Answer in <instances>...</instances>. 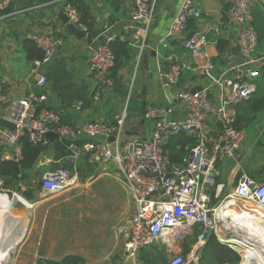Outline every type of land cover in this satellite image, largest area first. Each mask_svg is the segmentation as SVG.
Instances as JSON below:
<instances>
[{
    "label": "built area",
    "instance_id": "built-area-1",
    "mask_svg": "<svg viewBox=\"0 0 264 264\" xmlns=\"http://www.w3.org/2000/svg\"><path fill=\"white\" fill-rule=\"evenodd\" d=\"M12 1L2 0L0 10L5 11ZM130 1L131 20L142 25L144 32L133 33L130 40L142 54L154 19L155 0ZM64 11L70 21L86 31L88 36L90 29L83 22L78 7L66 1ZM5 14L7 12L0 14V20L7 16ZM201 19L202 11L195 0H181L160 42L165 44L167 39L185 34L192 20ZM252 20L251 0H232L227 23L237 29L238 47L249 60L234 66L233 75L221 81L224 90L221 96H214L205 86L197 92L178 88L168 104L146 103L139 119L143 118L145 122L137 121L133 126L136 131H129L128 109L116 122L89 120L79 124L68 123L63 120L60 111L44 106V97L36 91L25 96H11L0 86V117L15 124V128L0 127V144L6 148L4 158L19 159L24 139L33 144H46L49 142L47 134L57 133L58 140L66 145L67 161L59 169L43 176L42 190L46 194H57L74 187L78 179V163L81 159H87L90 164L115 166L133 202L132 212L117 226V235L122 242L118 264H138L137 255L142 248L154 243L171 247L184 230L195 226L199 227L200 232L193 252L188 256L174 254L167 264H199L201 246L206 244L212 230L223 227L238 230L231 220L228 224L224 223L223 207L256 205L264 209V175L256 178L248 174L237 160L247 137L246 130L236 125L238 105L252 98L258 90L257 79L260 76L252 59L258 44ZM125 28L127 32L129 27ZM112 35L97 43L93 41L89 69L95 80L94 101H100L105 92L116 85L112 75L116 54L111 47L116 36ZM119 37L127 39L124 33ZM27 39L43 52V57L37 61L39 66L52 62L63 43L62 39L47 33H30ZM206 44L207 37L203 32L190 35L187 41L188 49L195 57L203 56ZM140 64L139 58L136 73ZM214 67L213 62L206 63L204 74L210 75ZM184 70L183 64L172 63L163 72L167 83L178 85ZM47 80V76L41 74L39 83L44 85ZM133 88L134 79L131 92ZM128 98L129 103L130 96ZM77 104L79 107L84 105L82 101ZM176 104L184 110L180 118L174 116ZM182 136L192 137L194 144L183 146L177 141ZM111 137H114L113 141ZM171 142L175 143L178 150L175 153L179 158L172 157L173 154L167 150ZM226 159H233L238 164L231 180L219 182L217 178L221 173L217 170V164ZM227 186L229 190L224 192ZM231 248L241 255V264H248L249 258L252 264L262 257L259 253L262 247ZM10 261L11 257L5 264H12Z\"/></svg>",
    "mask_w": 264,
    "mask_h": 264
},
{
    "label": "crops",
    "instance_id": "crops-1",
    "mask_svg": "<svg viewBox=\"0 0 264 264\" xmlns=\"http://www.w3.org/2000/svg\"><path fill=\"white\" fill-rule=\"evenodd\" d=\"M66 1L72 2L73 0H13L5 11L0 10L1 15L7 12L5 14L7 16L0 20V86L11 96H25L31 91H36L44 97L43 105L60 111L65 122L68 123L79 124L89 120L116 122L122 116L119 112L109 113L102 103L92 100L95 80L90 73L89 58L93 43L106 39L102 35L108 29V24H111L110 28L113 29L112 36H116L114 41L126 43L131 54V58L125 60L124 65L119 69L118 78L123 86H130V81L124 78V74L127 73L128 66H133L136 72L140 58L139 68L143 70V75L147 76L146 84L148 86L145 85V87L148 90L145 96L149 101L147 100L146 103L168 104L173 100L176 89H194L197 86L208 87L214 96H221L224 92L221 81L233 75L234 66L249 60L248 57L242 55L238 47L237 29L227 23V12L232 5V0H195L198 8L202 11V19L192 20L185 34L167 39L165 44H162L160 40L166 35L181 0H155L154 19L147 33L144 50H151L156 55H150L148 69L143 68V58L139 47L131 44L130 39L133 33L144 34V32L142 25L131 20L132 3L130 0H76L77 4L81 6L83 22L90 29V33H96L94 42L91 43L88 39L89 35L79 40L68 33L60 17ZM251 10L253 18L251 25L258 36V44L252 59L255 60L254 67L260 71V76L257 79L259 87L251 100L245 102L247 105L242 107L241 112L243 121L254 119V124L262 129L256 137L258 132L256 126L249 127L248 132L251 131L255 141L253 144L248 142L246 146L244 143L238 158L240 155L242 158L247 157L250 151L256 145L261 144L264 139V108L253 106L256 95L264 90V0H251ZM127 26L129 29L126 32L125 27ZM34 32L47 33L63 41L49 64L40 66L37 64V61L41 59L37 53V48H40L36 44V46L34 45L36 48H34L32 46L34 42L27 39V35ZM196 32H203L207 37L202 57H195L187 46L189 36ZM123 33L127 36L126 40L119 37ZM219 44H221V50ZM174 62L185 66L180 83L176 86L164 83L162 80L163 72L167 71ZM208 62H213L215 67L210 75H205V66ZM41 74H45L48 78L44 85L39 83ZM78 93L81 94L80 99L76 96ZM108 93H112V91L110 90ZM128 99L127 97L126 107L129 104ZM79 101L84 103L82 107L78 106ZM141 106L135 108L133 117L127 120V124L131 121L139 122L142 114L139 111ZM183 115V107L176 104L174 116L180 118ZM131 129L136 131V127H130V132ZM261 147L264 149V143L261 144ZM167 150L171 155L178 154L175 153L178 150L174 142L167 145ZM261 153L259 152L258 155ZM49 154H52L54 158L53 151H50ZM177 158H179L178 155ZM54 162L57 161L54 160ZM263 175L264 171L252 176L260 178ZM228 190L229 186L224 188V192ZM225 212V209L224 212L221 211L223 217ZM196 230L199 235L198 226L184 230L171 247L161 244L166 246L167 251L171 253H182L188 256L198 244V236H196L195 244L187 241L188 246L185 241L182 243V240L185 234L194 233ZM239 234L238 230L235 231L234 228L230 230L223 227L217 231L212 230L207 241L210 237L215 236L217 240L230 248L255 246L252 242L245 243L244 239L238 237ZM205 246L206 244L201 247ZM187 247H190V251L184 253ZM259 253L264 255V247L259 248ZM241 262L242 257L239 264ZM252 264H257V262Z\"/></svg>",
    "mask_w": 264,
    "mask_h": 264
},
{
    "label": "rangeland",
    "instance_id": "rangeland-1",
    "mask_svg": "<svg viewBox=\"0 0 264 264\" xmlns=\"http://www.w3.org/2000/svg\"><path fill=\"white\" fill-rule=\"evenodd\" d=\"M127 69L124 78L130 81V86H123V83L119 85L115 81L116 85L111 90L112 93L106 91L98 103H102L109 113L123 114L128 109L129 120L132 119L135 108L148 100L140 84L148 85L146 84L147 76L143 75L141 68L137 73L133 66H128ZM133 79L134 88L131 92ZM129 96L130 102L126 107V99ZM245 105L247 104L244 103L238 107L240 115ZM253 121L254 119L244 120L241 124L246 130L245 146L248 142L253 144L255 141L251 131L248 132L249 127L256 126L258 129L256 137L262 129ZM263 141L264 139L261 144L264 143ZM261 144L256 145L247 157L242 158L240 155V158H237L242 162L243 170L250 175L264 171V153H261L264 149ZM259 152L261 155H258ZM49 153L42 155L37 167L31 172L29 182L14 183L9 190L1 189L0 186V193L10 192L13 196H20L32 205H30L32 222L25 238L4 255L2 254L5 249L2 243L4 237L0 238V248L2 247L0 255L1 258H6V260L2 258V264H5L10 257L12 264H37L41 258L62 260L69 254L81 255L85 258L86 264H118L122 242L117 235V226L132 212L134 205L119 179L116 167L105 164L94 165L81 159L78 163L77 184L57 194H46L42 190L43 176L45 173L59 169L67 161L64 158L55 163L53 155ZM237 164L238 162L233 159L218 162L217 170L220 171L221 176L217 178V181L231 180ZM26 191L30 192L32 199L27 198L24 194ZM196 232L198 231L185 234L182 243L185 241L186 246L189 243L195 244L196 236H198ZM189 249L190 247H187L184 253H188ZM172 255L174 253L167 251L166 246L154 243L139 251L137 262L138 264H167ZM200 262L212 264L204 252L201 253Z\"/></svg>",
    "mask_w": 264,
    "mask_h": 264
},
{
    "label": "trees",
    "instance_id": "trees-1",
    "mask_svg": "<svg viewBox=\"0 0 264 264\" xmlns=\"http://www.w3.org/2000/svg\"><path fill=\"white\" fill-rule=\"evenodd\" d=\"M71 3L75 4L79 10L81 9V6L77 4L76 0H73ZM95 35L96 33L89 34L88 39L90 43L93 42ZM34 45L35 43H33L32 46L36 48L35 47L36 45L35 46ZM111 47L116 54V61L114 67L112 68V75L115 78L117 84L121 85V81L118 78V72L119 69L122 68V66L124 65V61L131 58L130 50L128 49L126 43H120L118 41H113L111 43ZM219 49L220 50L222 49L221 44H219ZM39 50L40 49L37 48V53L39 55V58H42L43 52L42 50H40L41 51L40 53ZM76 96H78L79 99L81 98L80 93H78V95ZM255 99L256 100L253 106L254 107L256 106L258 108H264V90L260 91V93L256 95ZM242 121H243L242 115H238V121L236 125L240 129L244 128L243 126H241V124H243ZM177 141L181 142L183 146L186 145L187 143L194 144L195 142L194 139L189 136H182L179 139H177ZM4 151H5V147L0 144L1 189H7V190L11 189L14 183L19 184L21 182L22 183L29 182L31 180V172L34 170L35 166L37 165L43 154L53 151L54 160L59 162L62 159H64L68 154L65 143L60 140L49 141L46 144H33L28 139H24L21 143V157L17 160L4 158L3 157ZM177 155H172V157L177 158ZM84 160L88 162L87 159H83L81 161ZM24 194L27 195L28 199L33 198V196L30 194L29 191L24 192ZM14 238L15 237H13L12 239ZM202 250H203L202 254L204 252V255H206V257L212 264H239L241 260L240 255L235 250L221 243L219 240H217L215 236L210 237L208 239L206 246L203 247ZM37 264H86V260L81 255L69 254L66 255L62 260L41 258L38 260Z\"/></svg>",
    "mask_w": 264,
    "mask_h": 264
},
{
    "label": "water",
    "instance_id": "water-1",
    "mask_svg": "<svg viewBox=\"0 0 264 264\" xmlns=\"http://www.w3.org/2000/svg\"><path fill=\"white\" fill-rule=\"evenodd\" d=\"M60 17L64 22L66 29L69 34L73 35L77 39L81 40L87 37L86 31L75 25L73 22L70 21V17L65 11L60 13ZM107 27H111V24H108ZM113 34V29H108L106 32L103 33L102 37L107 38ZM102 40V39H101ZM150 55H156L151 50H144L142 53L143 58V68H149V57ZM162 80L164 83H167V79L165 75L162 76ZM143 87V88H142ZM140 88L143 89V93L147 92V88L144 85H140ZM202 86H197L193 89V92L200 91ZM146 105V101L141 106V113H143L144 107ZM140 123H144L145 120L141 118L139 121ZM137 121H131L127 125L128 127H133ZM0 127L4 129L5 127L8 128H15V124L8 121L7 119L0 117ZM47 138L49 141H55L59 139V135L55 132H49L47 134ZM111 141L114 140V137L110 138ZM1 186V183H0ZM31 206L30 204L24 200L20 196H13L9 192H1L0 193V238L7 237L8 233L16 234L19 237H22L18 242L17 245L23 240L29 230L30 224L32 222L31 218ZM13 236V235H12ZM11 237V236H10ZM241 237V235H238ZM3 238V239H4ZM245 242H251L250 240H245Z\"/></svg>",
    "mask_w": 264,
    "mask_h": 264
},
{
    "label": "bare ground",
    "instance_id": "bare-ground-1",
    "mask_svg": "<svg viewBox=\"0 0 264 264\" xmlns=\"http://www.w3.org/2000/svg\"><path fill=\"white\" fill-rule=\"evenodd\" d=\"M224 209L226 210V212L223 213L224 217H226L224 223L228 224L229 221L231 220L234 226L238 229V233H240L239 235H241L243 239L247 241L250 240L252 243H254L255 245L254 247H264V209L263 208L256 205H248L246 207L243 206L223 207L222 209L223 212ZM12 235L13 234L8 233L7 237H5L2 240V243L5 247L3 252L1 251L3 255L6 252L10 251L11 247H13L14 244H15L14 247H16L17 242L22 238L16 234H14L13 236ZM13 237L15 238L12 239ZM1 249L2 247L0 248V250ZM247 255L251 257L248 253ZM2 258L0 255V264H2L1 262ZM3 259L6 260L5 258ZM250 262L251 261L249 258L248 264H250ZM257 262L260 264H264V257L262 256L260 259L258 258Z\"/></svg>",
    "mask_w": 264,
    "mask_h": 264
}]
</instances>
